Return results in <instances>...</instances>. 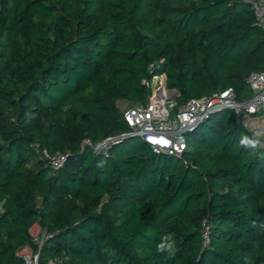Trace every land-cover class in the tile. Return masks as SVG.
<instances>
[{
	"label": "trees",
	"instance_id": "obj_1",
	"mask_svg": "<svg viewBox=\"0 0 264 264\" xmlns=\"http://www.w3.org/2000/svg\"><path fill=\"white\" fill-rule=\"evenodd\" d=\"M252 72L264 31L245 0H0V264L39 250L35 219L50 234L39 264H264V149L237 147L252 131L233 109L182 155L84 145L129 133L119 101L147 104L155 76L178 111L230 88L250 98ZM163 236L174 258L156 252Z\"/></svg>",
	"mask_w": 264,
	"mask_h": 264
},
{
	"label": "built area",
	"instance_id": "obj_2",
	"mask_svg": "<svg viewBox=\"0 0 264 264\" xmlns=\"http://www.w3.org/2000/svg\"><path fill=\"white\" fill-rule=\"evenodd\" d=\"M245 1L252 7L264 31V0ZM155 77L156 79L153 78L151 83H148L152 88L148 103L132 106L123 111L131 131L121 136L107 138L109 144L136 134L157 154L182 155L188 147L187 133L218 110L231 108L238 117L240 113L245 112L247 120H253L259 114L264 115V72H252L249 75L248 84L253 95L248 99H238L236 91L230 88L208 97L191 99L178 111H174L178 91L167 87L166 73ZM84 145L93 146L90 140H85ZM42 154L54 169L63 167L66 162V156L60 152L51 153L44 149ZM49 238L47 230L41 228V232L33 237V243L39 250H34L31 246L23 249L22 257L25 264H39L40 250ZM204 242H210L209 227L204 232ZM30 249L35 251V254L29 252Z\"/></svg>",
	"mask_w": 264,
	"mask_h": 264
},
{
	"label": "clouds",
	"instance_id": "obj_3",
	"mask_svg": "<svg viewBox=\"0 0 264 264\" xmlns=\"http://www.w3.org/2000/svg\"><path fill=\"white\" fill-rule=\"evenodd\" d=\"M262 146H264V130L252 131L251 135L241 134L237 141V147L244 150L257 151ZM92 147L93 151L98 155H107L110 145L106 140H98ZM104 166L105 161L101 160L97 162V167L103 168ZM176 251L177 249L174 241H172L168 236H163L156 246V252L164 255L165 259L174 258ZM244 260L245 264H253L251 257L245 256Z\"/></svg>",
	"mask_w": 264,
	"mask_h": 264
},
{
	"label": "rangeland",
	"instance_id": "obj_4",
	"mask_svg": "<svg viewBox=\"0 0 264 264\" xmlns=\"http://www.w3.org/2000/svg\"><path fill=\"white\" fill-rule=\"evenodd\" d=\"M154 79H156V77H154ZM245 94L247 95L248 93H245ZM132 106H136V104H133V103L126 101V100L120 101V105H119V107L122 111H125L126 109H128L129 107H132ZM242 121H243L244 125L247 126L251 131L264 130V115L259 114L256 118H253V120L244 119ZM133 140L137 143L142 142L141 138H135ZM261 148L264 149V146H262ZM31 231H32L33 237L38 235L41 232V226H40L38 219L34 220ZM23 252L24 251L22 250L21 254H23ZM29 252H33L35 254V251H33L31 249L29 250Z\"/></svg>",
	"mask_w": 264,
	"mask_h": 264
},
{
	"label": "water",
	"instance_id": "obj_5",
	"mask_svg": "<svg viewBox=\"0 0 264 264\" xmlns=\"http://www.w3.org/2000/svg\"><path fill=\"white\" fill-rule=\"evenodd\" d=\"M249 5H250V4H249ZM246 118H247V115H246L245 112L240 113V115H239V119L244 120V119H246ZM129 137H130V138H140V137L137 136L136 134H131ZM160 155H167V153H161Z\"/></svg>",
	"mask_w": 264,
	"mask_h": 264
},
{
	"label": "crops",
	"instance_id": "obj_6",
	"mask_svg": "<svg viewBox=\"0 0 264 264\" xmlns=\"http://www.w3.org/2000/svg\"><path fill=\"white\" fill-rule=\"evenodd\" d=\"M119 105H120V101H119Z\"/></svg>",
	"mask_w": 264,
	"mask_h": 264
}]
</instances>
